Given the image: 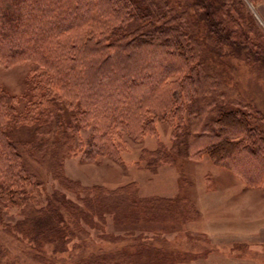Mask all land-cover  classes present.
<instances>
[{
    "label": "rangeland",
    "instance_id": "obj_1",
    "mask_svg": "<svg viewBox=\"0 0 264 264\" xmlns=\"http://www.w3.org/2000/svg\"><path fill=\"white\" fill-rule=\"evenodd\" d=\"M138 1L152 9L156 21L155 11H160L186 28L192 55L188 63L197 70L193 73L197 84L189 88L186 108L176 112L178 117L158 120L148 108L151 114L145 113V131L129 134L117 129L118 148L110 154L86 158L78 151L91 126L81 127L74 137L75 152L63 153L50 144L45 152L35 154L30 144L29 153L19 146L42 184L32 202L47 206L55 192L70 201L67 208L53 205L64 216L67 231L61 239L44 233L37 238L22 226L19 234L15 228L23 221V206L3 209L0 264H264V178L246 182L238 171L216 164L206 153L195 158L183 154L173 162H148L154 149H170L177 129L199 136L226 107L244 111L264 145V0H241L239 8L229 0L225 3L230 20L251 45L214 29L211 16L199 4L203 0ZM141 24L132 19L128 27ZM151 50L143 48L142 58L136 56L140 59L135 63L123 59L122 50L117 61L107 63L114 66L110 79L117 76L128 83L140 75L143 69L120 77L119 72L155 59L158 51ZM29 63L0 64V90L16 98L14 105L21 115L35 81ZM158 66L157 71L163 68ZM59 107L61 126L67 130L74 109L62 103ZM36 127L10 123L7 131L13 141L23 144L34 138ZM58 139V134L50 137L51 143ZM254 159L242 157L238 162L259 173L262 158ZM63 179L74 189L65 186ZM116 198L121 199L118 206Z\"/></svg>",
    "mask_w": 264,
    "mask_h": 264
},
{
    "label": "trees",
    "instance_id": "obj_2",
    "mask_svg": "<svg viewBox=\"0 0 264 264\" xmlns=\"http://www.w3.org/2000/svg\"><path fill=\"white\" fill-rule=\"evenodd\" d=\"M9 1L14 3L2 6ZM207 1L199 4L211 16L212 27L225 37L251 45L230 20L226 0ZM229 1L237 8L242 6L241 0ZM139 4L135 0H0V64L12 66L29 61V71L35 80L24 101L27 104L24 115L17 113L16 98L0 90V220L3 209L23 206V221L16 223L17 233H23L20 232L23 226L36 237L44 233L61 239L67 228L63 227L64 216L59 207L53 205L67 208L70 203L58 192L50 195L52 200L47 206L37 207L32 202L42 184L19 146L27 148L30 144L35 154L45 152L50 144L62 148L63 153L75 152L74 137L81 127L91 126L84 140L86 147L81 139L78 151L86 158L110 154L118 148L114 137L117 129H126L129 134L145 131L148 108L157 120L178 117L176 112L186 108L189 88L197 84L196 74L193 75L196 66L188 63L192 55L186 28L174 22L172 15L169 18L160 11H155L159 15L156 21L152 9ZM132 19L142 24L130 29L128 22ZM143 48L158 51L155 59L152 57L140 68L128 65L119 72L120 77L143 69L140 75L128 83L119 81L117 76L110 79L114 66L107 63L117 61L122 50L123 59L135 63L134 60L142 58L139 53ZM136 56L140 58L135 59ZM159 63L163 68L157 71ZM173 75L177 78L168 80ZM85 83L89 86L85 87ZM60 103L74 109L67 130L61 126ZM10 123L35 124L34 138L23 144L13 141L7 131ZM204 127L199 136L186 128L177 129L170 149H154L149 165L173 162L183 154L195 158L206 153L216 164L238 171L246 182L264 178V145L260 144L263 139L259 131L249 126L244 111L221 108ZM53 134H58L59 139L51 143ZM29 148L26 153L31 151ZM256 156L262 158L259 173L238 162L239 158ZM63 181L74 189L70 181ZM114 200L118 206L121 199Z\"/></svg>",
    "mask_w": 264,
    "mask_h": 264
}]
</instances>
